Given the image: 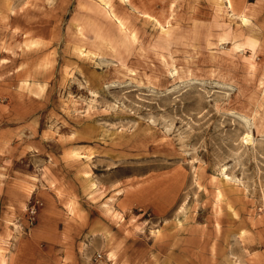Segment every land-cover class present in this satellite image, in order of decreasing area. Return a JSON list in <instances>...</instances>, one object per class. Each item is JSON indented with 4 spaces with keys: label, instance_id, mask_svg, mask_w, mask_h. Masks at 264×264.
Here are the masks:
<instances>
[{
    "label": "rangeland",
    "instance_id": "rangeland-1",
    "mask_svg": "<svg viewBox=\"0 0 264 264\" xmlns=\"http://www.w3.org/2000/svg\"><path fill=\"white\" fill-rule=\"evenodd\" d=\"M0 264H264V0H0Z\"/></svg>",
    "mask_w": 264,
    "mask_h": 264
},
{
    "label": "bare ground",
    "instance_id": "bare-ground-1",
    "mask_svg": "<svg viewBox=\"0 0 264 264\" xmlns=\"http://www.w3.org/2000/svg\"><path fill=\"white\" fill-rule=\"evenodd\" d=\"M228 2H229L230 5L232 4V0H228ZM104 4H105L104 6H105V8L107 9V11L109 12V14H110L111 16H113L114 18H116L117 21L119 22V24H120L121 26H124L122 20H120V17L116 14V11H115L114 8L112 7L111 3L107 1V2L104 3ZM233 10H234V9H233ZM146 14H147V13H146ZM148 15H149L150 17L152 16V15L149 14V13H148ZM246 138H249V136L247 135Z\"/></svg>",
    "mask_w": 264,
    "mask_h": 264
}]
</instances>
